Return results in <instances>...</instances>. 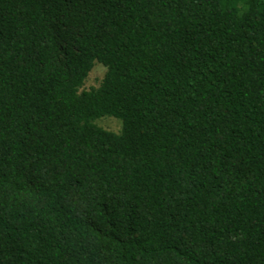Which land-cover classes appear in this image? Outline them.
Masks as SVG:
<instances>
[{
  "label": "trees",
  "instance_id": "trees-1",
  "mask_svg": "<svg viewBox=\"0 0 264 264\" xmlns=\"http://www.w3.org/2000/svg\"><path fill=\"white\" fill-rule=\"evenodd\" d=\"M0 264H264V0H0Z\"/></svg>",
  "mask_w": 264,
  "mask_h": 264
},
{
  "label": "rangeland",
  "instance_id": "rangeland-1",
  "mask_svg": "<svg viewBox=\"0 0 264 264\" xmlns=\"http://www.w3.org/2000/svg\"><path fill=\"white\" fill-rule=\"evenodd\" d=\"M105 73H106V68L100 64H96L91 70V72L89 73L85 81L83 90L88 91L92 88H98L101 81L104 78ZM95 124L105 130L115 132V133H119L122 128L121 121L113 117L100 118L95 121Z\"/></svg>",
  "mask_w": 264,
  "mask_h": 264
}]
</instances>
